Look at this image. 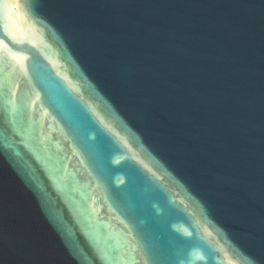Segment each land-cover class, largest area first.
<instances>
[{
	"label": "water",
	"instance_id": "water-1",
	"mask_svg": "<svg viewBox=\"0 0 264 264\" xmlns=\"http://www.w3.org/2000/svg\"><path fill=\"white\" fill-rule=\"evenodd\" d=\"M0 0V264H264V0Z\"/></svg>",
	"mask_w": 264,
	"mask_h": 264
},
{
	"label": "bare ground",
	"instance_id": "bare-ground-1",
	"mask_svg": "<svg viewBox=\"0 0 264 264\" xmlns=\"http://www.w3.org/2000/svg\"><path fill=\"white\" fill-rule=\"evenodd\" d=\"M17 1L18 0H12V2H13V9H15L14 11H17Z\"/></svg>",
	"mask_w": 264,
	"mask_h": 264
}]
</instances>
